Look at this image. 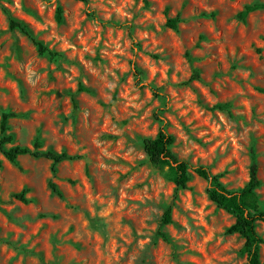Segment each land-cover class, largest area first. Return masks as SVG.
Masks as SVG:
<instances>
[{
    "label": "rangeland",
    "instance_id": "rangeland-1",
    "mask_svg": "<svg viewBox=\"0 0 264 264\" xmlns=\"http://www.w3.org/2000/svg\"><path fill=\"white\" fill-rule=\"evenodd\" d=\"M255 2L264 0H0V134L11 112L16 144L82 157L54 172L47 159L16 166L0 153V264H248L208 182L192 173L177 190L142 141L159 133V114L178 160L229 189L249 182L254 149L264 201V10L237 17ZM9 16L64 59L40 56ZM25 188L29 204L11 197ZM257 231L264 239V223Z\"/></svg>",
    "mask_w": 264,
    "mask_h": 264
},
{
    "label": "trees",
    "instance_id": "trees-1",
    "mask_svg": "<svg viewBox=\"0 0 264 264\" xmlns=\"http://www.w3.org/2000/svg\"><path fill=\"white\" fill-rule=\"evenodd\" d=\"M87 4L89 0H78ZM264 10V3L255 2L246 5L238 14V19L245 22L247 17L256 11ZM62 9H58L57 18L62 21ZM180 18L169 19L167 27L172 30H178ZM11 30H17L28 37L36 46L40 56L47 57L53 62L64 59L62 53L50 49L43 41L39 40L29 28V25L12 16H9ZM131 30V28H130ZM262 49H257L261 54ZM139 75L140 73L137 72ZM192 80H199L198 70H194ZM79 92L89 91L87 88L80 86ZM156 95L160 97L159 90H155ZM74 107L78 104L75 97L72 98ZM229 104H217L212 110L230 113ZM17 117L16 114L6 112L3 114L0 134V153L13 165H18V159L22 156H30L36 159H47L53 162L55 167L64 162H74L81 160V156L70 155L66 152L58 153L53 150H43L40 140H36L32 148L16 144L15 136L9 133L10 127L8 122L11 118ZM161 124V129L155 138H145L142 141L144 152L150 163L158 168L169 169L171 180L177 187V190L187 189V184L192 178V173L208 182L207 194L209 199L217 206L218 209L224 210L235 218V223L227 229L229 235H239L244 239V245L241 250L243 255L247 256L248 264H264L261 260L260 249L264 244L263 237L257 231L258 224L264 223V201L261 200L258 190L262 185L258 177V161L254 149L251 150V167L249 182L241 189H229L227 185L221 182L220 175H214L209 168L198 166L192 168L186 161H180L174 154L172 148L175 144V137L169 134L159 114L155 116ZM52 193L60 198L63 197L59 187L50 183ZM29 189L25 188L19 193H14L11 197L24 204H29L31 200L27 197ZM3 200L0 197V207ZM166 224L171 223V210L168 209L164 216ZM165 241H169L165 233L160 234ZM0 242H3L0 239ZM21 251V249H19Z\"/></svg>",
    "mask_w": 264,
    "mask_h": 264
}]
</instances>
